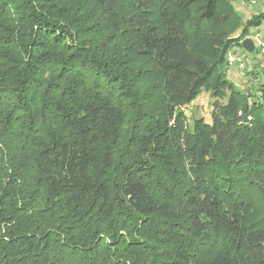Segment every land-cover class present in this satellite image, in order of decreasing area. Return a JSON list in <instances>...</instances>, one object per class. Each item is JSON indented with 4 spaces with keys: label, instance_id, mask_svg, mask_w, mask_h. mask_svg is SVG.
Segmentation results:
<instances>
[{
    "label": "trees",
    "instance_id": "obj_1",
    "mask_svg": "<svg viewBox=\"0 0 264 264\" xmlns=\"http://www.w3.org/2000/svg\"><path fill=\"white\" fill-rule=\"evenodd\" d=\"M235 1L0 0V264H264V83L222 71L264 14Z\"/></svg>",
    "mask_w": 264,
    "mask_h": 264
},
{
    "label": "rangeland",
    "instance_id": "obj_2",
    "mask_svg": "<svg viewBox=\"0 0 264 264\" xmlns=\"http://www.w3.org/2000/svg\"><path fill=\"white\" fill-rule=\"evenodd\" d=\"M233 6L242 25L250 19H256L257 15L264 14V0H237ZM234 36L242 41L248 38L253 41L258 36L259 42L264 44V21L258 28H250L245 35L242 34L241 29H238ZM254 51L256 54L250 55L242 48L232 47L227 59L233 57L234 61L232 64H227L222 71L225 78L238 90L245 94L259 95L256 92L258 86L264 83V47L257 45ZM215 101L210 91L202 90L191 103L182 107L187 123L191 125L198 118L210 122ZM219 103L224 104L225 100H219Z\"/></svg>",
    "mask_w": 264,
    "mask_h": 264
},
{
    "label": "water",
    "instance_id": "obj_3",
    "mask_svg": "<svg viewBox=\"0 0 264 264\" xmlns=\"http://www.w3.org/2000/svg\"><path fill=\"white\" fill-rule=\"evenodd\" d=\"M241 48L248 54H252L255 50L254 43L251 39H244L240 43Z\"/></svg>",
    "mask_w": 264,
    "mask_h": 264
},
{
    "label": "built area",
    "instance_id": "obj_4",
    "mask_svg": "<svg viewBox=\"0 0 264 264\" xmlns=\"http://www.w3.org/2000/svg\"><path fill=\"white\" fill-rule=\"evenodd\" d=\"M253 43H254V47H256L257 45L264 47V44L259 42L258 36H256L255 39H253ZM233 61H234L233 57H228V59H227L228 64H232ZM240 63H242V62H240Z\"/></svg>",
    "mask_w": 264,
    "mask_h": 264
}]
</instances>
